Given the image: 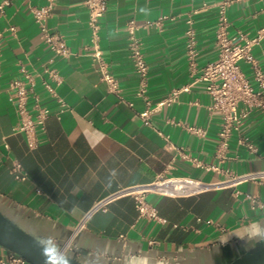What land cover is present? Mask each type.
Listing matches in <instances>:
<instances>
[{
    "label": "crops",
    "instance_id": "1",
    "mask_svg": "<svg viewBox=\"0 0 264 264\" xmlns=\"http://www.w3.org/2000/svg\"><path fill=\"white\" fill-rule=\"evenodd\" d=\"M219 1L104 0L96 46L118 84L117 97L99 80L84 0H56L46 21L49 32L68 49L66 58L52 53L33 22L31 6L45 0H12L0 15V212L34 238H52L82 264H227L263 246L250 247L231 233L253 224L264 227V179L189 197L146 194L145 201L162 222L137 219L133 199L120 197L91 215L63 249L86 211L119 189L149 184L160 174L219 183L228 175L264 172V112L253 109L242 119L219 159L220 117L209 110L205 84L195 80L188 65V19L196 67L217 57ZM226 17L229 38L236 43L239 33L251 38L264 27V0H232ZM131 20L139 27L135 35L147 65L150 104L172 89L187 87L172 104L152 113L149 124L139 117L145 105L135 94L138 76L128 54L126 25ZM251 56L264 77V36ZM42 67L54 69L59 83L36 76ZM239 68L256 89L251 65L240 61ZM24 73L33 75V92L50 113L36 131L34 149L15 131L18 120L9 90L10 81ZM41 79L55 87V97L41 86ZM32 105L29 97L31 112ZM188 127L204 133L194 134ZM239 138L254 150L238 144ZM191 158L213 169L196 167ZM14 162L26 174L24 180L13 178ZM227 236L228 242L222 243ZM9 254L0 246V259Z\"/></svg>",
    "mask_w": 264,
    "mask_h": 264
},
{
    "label": "built area",
    "instance_id": "2",
    "mask_svg": "<svg viewBox=\"0 0 264 264\" xmlns=\"http://www.w3.org/2000/svg\"><path fill=\"white\" fill-rule=\"evenodd\" d=\"M11 1H0V15ZM231 2L232 0H220L217 5L218 18L215 30L217 57L213 62L206 63L199 68L196 67L194 62L195 36L190 19L186 21L188 27L185 31L189 68L192 73L196 74L195 80L205 84L204 91L211 101L209 110L217 113L220 117V127L217 133L218 145L216 147V156L219 159H223V153L228 147L229 135L232 131L239 129L242 119L253 109H259L264 112V96L262 94L264 77L251 56L252 47L258 44L264 36V27L259 29L251 38L239 33L237 35L240 40L239 43H236L234 38H229L227 35L228 20L226 17V8ZM55 3L56 0H45L41 6H31V15L33 22L39 29L42 41L49 46L54 55L66 58L69 55L68 49L60 37L57 34L50 33L46 26V21ZM83 3L88 14V25L91 30V41L93 44L92 58L98 65L99 80L104 84L107 93L119 97L120 89L118 84L115 78L109 73L107 65L101 58V52L96 46L98 23L104 14L105 2L104 0H84ZM138 28L132 20L127 23V48L134 71L138 76V85L135 94L142 98L145 105L139 117L143 123L149 124L152 113L159 112L163 106L172 104L178 97V94L186 91L187 87L172 89L164 99L153 105L150 104L146 96L147 65L140 49V43L135 35ZM9 30L13 31L14 28L10 27ZM240 61L251 65L254 74L253 77L257 85L256 89L250 85L240 70ZM40 74L46 75L55 85L59 83V77L54 69L42 67L40 72L35 75L38 76ZM34 86L35 80L30 73H24L21 78L14 79L9 83V90L13 95L15 113L18 120L15 131L24 135L28 149H34L36 147V131L39 128H43L45 120L50 115L49 110L40 105L38 96L33 92ZM41 86L49 95L56 96L55 87L46 79H41ZM29 97L33 100L32 112L27 108ZM58 102L61 105L63 104L60 99H58ZM187 130L197 135L204 133L200 128L188 127ZM237 142L238 144L245 145L251 151L254 150L244 139L239 138ZM190 160L194 166L203 168L206 171L213 169L212 167L202 165L194 158ZM12 174L15 180H24L26 178V174L22 171L18 162L13 163ZM262 179H264V172H250L236 176L228 175L226 180L219 183L204 182L188 176L175 177L160 174L149 184L122 188L97 200L73 226L70 237L64 244L63 249H67L69 242L84 229L85 223L91 215L96 212L105 211L109 203L120 197L128 196L133 199L137 219H145L149 222H162L163 220L157 215L155 209L145 201L146 194L153 193L171 198L189 197L219 186L230 187L241 182H258ZM25 263L22 257L13 253H10L6 258L0 259V264Z\"/></svg>",
    "mask_w": 264,
    "mask_h": 264
},
{
    "label": "water",
    "instance_id": "3",
    "mask_svg": "<svg viewBox=\"0 0 264 264\" xmlns=\"http://www.w3.org/2000/svg\"><path fill=\"white\" fill-rule=\"evenodd\" d=\"M36 238L24 232L0 212V246L22 257L28 264H43ZM69 257V256H68ZM70 264H82L69 257ZM227 264H264V245L248 251Z\"/></svg>",
    "mask_w": 264,
    "mask_h": 264
},
{
    "label": "clouds",
    "instance_id": "4",
    "mask_svg": "<svg viewBox=\"0 0 264 264\" xmlns=\"http://www.w3.org/2000/svg\"><path fill=\"white\" fill-rule=\"evenodd\" d=\"M231 234H235L239 239L244 240L250 247H255L257 243L264 242V227L259 224H253L247 229L232 232ZM228 236L220 241L227 243ZM35 243L40 249L43 264H70L69 257L53 242L52 238H37Z\"/></svg>",
    "mask_w": 264,
    "mask_h": 264
}]
</instances>
